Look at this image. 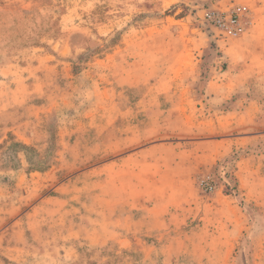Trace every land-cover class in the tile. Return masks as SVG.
Returning a JSON list of instances; mask_svg holds the SVG:
<instances>
[{
  "label": "rangeland",
  "instance_id": "obj_1",
  "mask_svg": "<svg viewBox=\"0 0 264 264\" xmlns=\"http://www.w3.org/2000/svg\"><path fill=\"white\" fill-rule=\"evenodd\" d=\"M263 54L264 0H0V264H264ZM174 61L182 110L138 79ZM244 64L215 102L208 82ZM251 100L246 132L222 126ZM151 144L147 162L181 163L148 172L176 179L161 189L185 216L140 232L109 196L144 189L124 164Z\"/></svg>",
  "mask_w": 264,
  "mask_h": 264
},
{
  "label": "crops",
  "instance_id": "obj_2",
  "mask_svg": "<svg viewBox=\"0 0 264 264\" xmlns=\"http://www.w3.org/2000/svg\"><path fill=\"white\" fill-rule=\"evenodd\" d=\"M178 55V56H177ZM181 55V51H179L178 53L176 52L172 55V58L174 57H180ZM264 55V54H263ZM255 56H251V58H254ZM250 60V59H249ZM252 61V60H251ZM178 62V61H176ZM176 62L174 61V63H172V66L170 67H166L165 71L157 73V74H153L150 77H148V79H145V76L148 75V73H146V71L141 72L140 78H138L140 80V82L143 83H148L150 86L149 88H147V92H153L156 91L158 94H162V95H167L170 92H176L177 89L179 91H181L180 96H178V99H174V101H172V105H174L175 107H178V109L182 110L183 107L185 106H190L192 105L193 101L195 102L196 100L193 99H189L188 97H184L183 95V86L182 88H180V84H176L177 81H179L180 79V72L177 73L178 70V65H176ZM252 69V65L251 64H244L242 65V68L239 69L238 73L234 74H230V77L228 78V80L224 81V80H220L219 77H212V80H210V82H208V85H206L205 91L207 94H210L214 96L213 100L215 102H220L222 100H224V98H226L229 95V91L233 89V87L235 85H237V80L235 78H238L239 82L245 78V76H250V71ZM144 70V69H142ZM258 72V74H263L261 77L264 79V67L262 69H260V71H255ZM156 75V76H154ZM154 76V77H153ZM151 78V79H150ZM224 78V77H222ZM220 80V81H219ZM179 83V82H178ZM189 86L188 84H186V87ZM180 88V89H179ZM175 90V91H174ZM146 98V97H145ZM152 98V97H151ZM144 99V98H143ZM146 100V99H144ZM143 100V101H144ZM137 101H141L142 99H139ZM136 101V102H137ZM145 104H153V102L151 101H145L143 102ZM155 104V103H154ZM158 104V103H156ZM196 104V103H195ZM248 110H244L242 113L239 114H229V115H223L222 118L224 119L222 126L228 127L226 129H231L234 130L235 128L238 129V131H242V132H246V129L244 127L245 123H250V122H254L255 117L257 116V114L255 113L256 110H258V107L256 106V103L251 100L248 104ZM186 110V108H185ZM181 118V117H180ZM181 120V119H180ZM187 117L186 115H183V120L187 123ZM243 124V125H242ZM240 131V132H241ZM248 136V135H246ZM238 137V136H234ZM246 138V137H244ZM159 144H151V145H146L143 147H139L137 149H135L134 151L127 153V158L136 160L134 163H126L124 165L126 166H133L135 167L134 169L137 170L135 171V173H133L130 178L128 179L130 182H127L128 184L134 186V187H144V189L140 190V193H133V194H129V193H125L122 197H116L114 200V196L110 194L109 196V200L111 202L115 201L116 206L114 207L115 210L117 211L116 213H118V210L123 209L124 211L130 212L132 214V218L130 221L125 219V222L121 221L120 215L118 220H116L114 223L115 224H122V223H127L125 224V228L126 226H131L132 224H139L140 227V232L143 229V227L147 228L146 225H148V227L150 228H158L161 226V224H163L162 221H160L159 225H158V220L164 217H167V215H170V217H176L177 216H185V211H181V212H172V207H168L167 203H170V201H175L176 199H178V197L173 196L172 191H170V186L167 189H161V185L166 186L165 181L166 178L165 177H159V174H153L152 172H148V166L149 167H157L158 169L167 171L169 170L168 168H170V166H179V164L181 163H177L174 161H170L167 162L163 156L157 157L155 159V161L153 162H147L145 159H143V157L146 155V153H150L153 150H157L159 148ZM172 168V167H171ZM174 169V168H172ZM151 170V169H150ZM170 173V175H173V173L171 172H167ZM172 179V178H171ZM170 179V184L175 183L176 179L173 178V180ZM169 184V185H170ZM152 185V186H151ZM175 185V184H173ZM151 186V188H150ZM177 186L180 187L179 183H177ZM174 187V186H172ZM171 187V188H172ZM169 189V190H168ZM175 189V187L173 188ZM178 190V188H176ZM161 190V191H160ZM178 192L179 191H175ZM181 193V192H180ZM179 193V195H180ZM183 195V193H182ZM171 196V197H170ZM182 198V196H180V199ZM183 200V199H181ZM147 203V204H145ZM111 206H110V214H113L114 211L111 210ZM177 207H175L176 209ZM99 213H101V209L99 210ZM176 213V215H175ZM167 214V215H166ZM115 219L117 218V216H114ZM130 218V217H129ZM100 227V226H99ZM97 228L94 227V230H96ZM98 237H104L106 234H109V237H113L114 239H119L118 241H122V242H128L129 246L131 247L133 245V236H126L123 235V237H121V234H117L118 232L115 231V234L111 235V230H108V232L105 231V229H99L98 231ZM118 235L120 238H118ZM125 239V240H122ZM126 244V243H125ZM124 244V245H125ZM229 246H227V248H231V245L233 246L234 243L233 241L229 242ZM197 248L199 249H206L207 245L206 243L204 245H197ZM209 248H212V246H209ZM197 257H196V263H197Z\"/></svg>",
  "mask_w": 264,
  "mask_h": 264
},
{
  "label": "built area",
  "instance_id": "obj_3",
  "mask_svg": "<svg viewBox=\"0 0 264 264\" xmlns=\"http://www.w3.org/2000/svg\"><path fill=\"white\" fill-rule=\"evenodd\" d=\"M210 19H213V21L216 23V25H218L220 28L225 29L224 31L227 32V26L225 23V19H220V18H215L212 14L209 15ZM229 21H233L231 18L229 19ZM228 32H232V31H228Z\"/></svg>",
  "mask_w": 264,
  "mask_h": 264
},
{
  "label": "trees",
  "instance_id": "obj_4",
  "mask_svg": "<svg viewBox=\"0 0 264 264\" xmlns=\"http://www.w3.org/2000/svg\"><path fill=\"white\" fill-rule=\"evenodd\" d=\"M31 170H36V169L35 168L31 169L30 167L27 168V171H31Z\"/></svg>",
  "mask_w": 264,
  "mask_h": 264
}]
</instances>
